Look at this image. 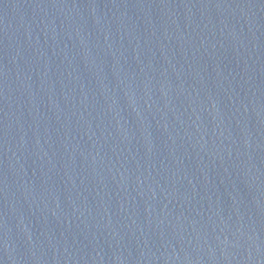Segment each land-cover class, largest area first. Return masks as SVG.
Returning <instances> with one entry per match:
<instances>
[{"label":"water","instance_id":"1","mask_svg":"<svg viewBox=\"0 0 264 264\" xmlns=\"http://www.w3.org/2000/svg\"><path fill=\"white\" fill-rule=\"evenodd\" d=\"M0 264H264V0H0Z\"/></svg>","mask_w":264,"mask_h":264}]
</instances>
